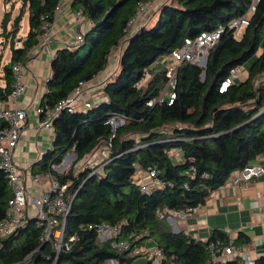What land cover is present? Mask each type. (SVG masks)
Masks as SVG:
<instances>
[{
    "label": "trees",
    "instance_id": "1",
    "mask_svg": "<svg viewBox=\"0 0 264 264\" xmlns=\"http://www.w3.org/2000/svg\"><path fill=\"white\" fill-rule=\"evenodd\" d=\"M18 1L11 26V11L1 19L0 36L4 45L9 43L10 59L0 70V102L12 92L13 64L27 60L43 33L42 24L53 21L60 0ZM149 2L154 0L72 1V9L87 17L90 27L81 33L79 45L56 51L40 100L44 112L69 97L79 82L92 81L123 45L116 71L101 88L104 98L82 109H61L52 120L50 148L30 167L32 174L49 172L60 184L69 183L64 192L67 201L74 197L64 230L69 249L57 254L50 243H43L42 228L31 216L24 227L0 238V264L22 262L29 253L33 264H108L111 259L127 264L140 256L133 253L136 245L159 247L161 264L237 263L208 259V242L227 240L225 232L214 231L205 241L184 230L173 232L167 213L159 217L156 210L204 205L233 172L264 153V0L239 36L228 24L245 14L251 0H167L151 27L142 25L129 33L138 15L150 9L145 5L139 11V3ZM26 11L28 31L17 39ZM219 26L224 30L207 50L206 65L180 62L172 87L168 57H161L185 38ZM239 66L243 78H233L221 91L230 70ZM114 115L123 123L113 130L109 119ZM100 147L107 151L102 163L74 169ZM68 153L75 155L70 167L53 169ZM149 170H155L161 184L142 192L134 176ZM11 195L0 168V220ZM102 222L118 226L117 239H128L130 248L119 250L113 239L99 241L95 229L88 227ZM71 236L76 239L69 241ZM255 264H264V257Z\"/></svg>",
    "mask_w": 264,
    "mask_h": 264
},
{
    "label": "built area",
    "instance_id": "2",
    "mask_svg": "<svg viewBox=\"0 0 264 264\" xmlns=\"http://www.w3.org/2000/svg\"><path fill=\"white\" fill-rule=\"evenodd\" d=\"M61 1V0H60ZM60 1L56 6L54 17L60 8ZM259 0H251V3L241 17L232 20L229 24V28H236L242 30L248 24V19L255 11L256 5ZM151 7L152 2L147 4L139 3V11L142 8ZM80 11H76L75 16H81ZM133 22V19L129 21V25ZM52 22L44 21L42 24L43 33L38 36V43L47 38L50 34ZM224 30L222 26L212 31H202L194 39L185 38L180 47L171 51V54L166 59L167 76L169 77V84L173 87L175 84L174 68L182 61L197 62L204 59L207 50L212 47L218 40L221 32ZM240 34L242 32H239ZM237 33V35H240ZM82 34L76 33L74 37L73 47H76L82 42ZM53 57L51 59V62ZM24 66L25 62H17L12 66L13 82L12 92L8 96L7 101L15 103L17 98L23 93L25 89L24 85ZM243 72L241 66L230 70V76L222 83L221 91L225 89L235 77ZM88 82H79L72 94L59 101L53 108L46 109L39 105L36 108V113L39 115V125L43 128H52V120L61 109H67L73 111L75 106V99L82 93L83 88ZM171 97L174 94L171 93ZM0 102V168L6 173L8 183L11 187L12 195L7 203V212L5 217L0 220V238L6 237L19 228L24 227L29 217L34 216L38 220L39 226L42 228L41 240L43 243H50L52 249L58 254L61 250H68L69 244L64 241V230L67 214L70 208V200L67 201L64 197V192L69 183L60 184L56 181L49 172L44 174H32L30 180L34 184L41 183L42 180L47 179L49 181V190L43 191L40 196L31 197L29 190L27 189L26 179H23L19 168L15 164L12 155L16 148L19 136L23 130L26 119L27 109L18 108L16 106L3 107ZM85 107L90 106V102L84 103ZM44 112V114H42ZM109 123L114 130L116 127L123 123V119L119 116H112L109 119ZM259 156L256 158L258 159ZM52 166V165H51ZM56 169V166H52ZM264 172L262 165L258 164L256 160L248 163L242 169L235 172V175L229 179L233 185L247 182L254 177L260 176ZM26 175V172H24ZM136 183L142 192H148L152 187L159 186L161 183L156 177L155 170H149L147 172H137ZM30 198V202L28 201ZM31 207L32 212H30ZM196 207H188L186 209L168 210L166 207L163 209H157L156 212L159 217H164L167 213L166 220L172 224L173 230L177 232L182 230L180 223H185L190 218ZM88 228L95 229L98 240L103 242L106 240H114L112 245L119 250H127L130 248L131 242L128 239L118 240L119 227L109 225L108 223H94ZM227 240H214L208 242V259L212 262H228L236 260V264H255V260L259 258V255H248L242 252V249L235 245V236L233 233L228 232ZM136 238H138L136 236ZM75 236H71L69 241H74ZM145 245H136L133 247V253L135 255L148 254L152 260V264H161L162 255L160 249L154 246L152 249H146ZM33 253H29L25 256L22 262L10 263V264H33L31 262V256ZM238 257L240 259L238 260ZM108 264H117L114 259L108 261Z\"/></svg>",
    "mask_w": 264,
    "mask_h": 264
},
{
    "label": "crops",
    "instance_id": "3",
    "mask_svg": "<svg viewBox=\"0 0 264 264\" xmlns=\"http://www.w3.org/2000/svg\"><path fill=\"white\" fill-rule=\"evenodd\" d=\"M72 1H60V8L53 18L49 36L29 52L24 66L25 89L23 93L15 103L11 101L1 103L3 107L16 106L27 109L26 123L12 155L15 164L23 167L19 171L22 172L26 182L30 167L50 148L53 138V129L41 127L39 115L36 113V108L40 105V100L46 90V81L51 74V59L58 49L65 46L73 47L76 33H84L90 27L87 17L75 16ZM166 1L154 0V4L158 3L155 4V9L150 8L139 14L129 33L136 31L142 25H147L148 21L155 16L157 7ZM122 45L123 43L118 51L111 54L106 67L88 82L82 93L76 97L75 106L77 108L82 109L84 103H97L104 98L101 88L116 71ZM19 46L20 41L17 47ZM244 74L242 72L241 75L244 76ZM1 75L0 71V84H3ZM103 148L96 149L84 163L93 164L92 161L98 162L97 160L105 159L107 151ZM256 161L264 168V153ZM60 170L57 169L58 172ZM235 172L231 174L230 179ZM47 190H49L47 187H42L40 194ZM180 228L203 241L207 240L214 231H222L226 234L231 232L235 236V245L239 246L244 254L264 257V172L238 185H233L228 180L211 193L204 205L196 207L193 215L185 223H180ZM131 264H144V262L136 260Z\"/></svg>",
    "mask_w": 264,
    "mask_h": 264
},
{
    "label": "rangeland",
    "instance_id": "4",
    "mask_svg": "<svg viewBox=\"0 0 264 264\" xmlns=\"http://www.w3.org/2000/svg\"><path fill=\"white\" fill-rule=\"evenodd\" d=\"M157 3V2H156ZM155 3V4H156ZM155 4L152 3V6L150 8L152 9H155ZM158 4V3H157ZM19 7H20V3L18 0H0V33H1V19L5 13V11H11V20L8 24V27L11 26V21L13 20V18L18 14L19 12ZM160 7V5H159ZM156 9L155 11V16H153L152 20H149L148 21V24H147V27H151L154 23H155V20L157 18V10L158 8ZM154 14V13H153ZM27 17H28V13L27 11L24 13L21 21H20V27H19V31H18V34H17V39H20L22 37H24L28 31V23H27ZM239 32H242V30L238 29L237 32L235 33L236 36H239L237 35L240 34ZM4 41V39L0 36V70L2 69V66L4 64H6L8 61H9V58H10V47H9V43L7 42L5 45L3 44L2 45V42ZM16 46L19 45V41H16ZM119 50V47L115 50L118 51ZM166 56V55H164ZM162 56L161 60L167 58L168 56L164 57ZM204 62V59L202 58V60H198L197 63L202 65ZM242 74V73H241ZM239 75V77H242V75ZM72 155V156H71ZM71 155H67V157L65 158V164L62 166V168H56L57 169H61L60 171H64L66 169H68L70 167V165L72 164V161L74 160L75 158V155L74 154H71ZM98 162H93L92 167H94L95 165L99 164V163H102V160H97ZM86 162V161H84ZM83 161L78 165L76 166V168H74L75 170L78 169V167L80 165H84ZM61 166V165H60ZM17 167L19 169H23V167L21 166H18ZM19 173L22 174L21 171H19ZM134 180L136 181L137 180V175L134 176ZM41 185L39 184H36V183H32L31 180H30V175L28 176V179H27V189L29 190L28 192L30 193L31 197L33 198H36L40 195V190L42 189V187H47V189H49V181L47 179H44L41 181L40 183ZM28 201L30 202V198H28ZM29 210L30 212H32V209L31 207H29ZM167 223L170 225L171 227V230L173 231V227H172V224H170L168 221ZM154 246L153 245H147V250L148 249H152ZM150 259L149 255L148 254H142L140 256H137L136 258H134L130 263H127V264H131L133 262H135L136 260H142L144 262V264H146L148 262V260Z\"/></svg>",
    "mask_w": 264,
    "mask_h": 264
},
{
    "label": "water",
    "instance_id": "5",
    "mask_svg": "<svg viewBox=\"0 0 264 264\" xmlns=\"http://www.w3.org/2000/svg\"><path fill=\"white\" fill-rule=\"evenodd\" d=\"M206 61H207V55L204 58V62L202 64V66L206 65ZM202 77H204V75L202 74ZM72 156V155H71ZM67 157V155L64 157L63 162L61 163V166H59L58 168H62V166L65 164V158ZM74 197L71 199L70 203L73 202ZM173 232H177L176 230H173Z\"/></svg>",
    "mask_w": 264,
    "mask_h": 264
}]
</instances>
